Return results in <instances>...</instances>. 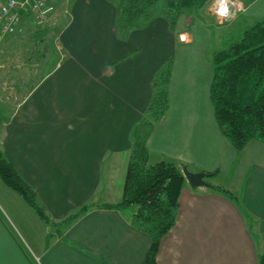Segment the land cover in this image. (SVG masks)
<instances>
[{
    "label": "crops",
    "instance_id": "0c3cea01",
    "mask_svg": "<svg viewBox=\"0 0 264 264\" xmlns=\"http://www.w3.org/2000/svg\"><path fill=\"white\" fill-rule=\"evenodd\" d=\"M116 2L52 0L55 12L67 18L56 35V62L40 63L38 75L27 78L19 76L25 62L0 63L4 157L35 191L51 223L88 209L53 233L51 223L0 186L3 200L28 234L35 225L44 232L38 244L31 238L41 264H142L150 238L130 222L135 207L101 205L121 200L131 131L149 104L153 74L172 57L168 109L146 141L149 161L173 162L182 173L214 174L204 177L205 186L185 179L156 264H258L264 142L249 140L237 152L215 121L208 26L182 15L170 31L157 17L120 40ZM246 8L251 17L264 16V0H250ZM211 185L229 189L237 202ZM4 228L0 220V254L10 242ZM10 249L14 262L27 264L18 247Z\"/></svg>",
    "mask_w": 264,
    "mask_h": 264
},
{
    "label": "trees",
    "instance_id": "16d2710c",
    "mask_svg": "<svg viewBox=\"0 0 264 264\" xmlns=\"http://www.w3.org/2000/svg\"><path fill=\"white\" fill-rule=\"evenodd\" d=\"M207 0H117L114 30L118 39L126 40L133 30L149 25L155 18H163L174 31L180 16L195 12ZM209 98L214 118L222 134L239 152L252 139L264 142V17L244 29L240 38L225 49L211 55ZM173 58L169 57L153 74L152 95L142 119L131 131V147L126 167L121 200L103 204L107 209L135 207L130 222L150 238L149 249L142 264H156L161 238L174 225L178 197L185 178L176 164L170 161L149 163L146 141L168 109V86ZM2 118L0 116V127ZM214 172L205 174L211 177ZM0 179L46 224L49 218L40 205L35 191L19 175L0 149ZM213 190L237 202L227 188L210 186ZM88 207L68 216L59 223H51L56 230L69 225ZM264 264V233L257 255Z\"/></svg>",
    "mask_w": 264,
    "mask_h": 264
},
{
    "label": "rangeland",
    "instance_id": "374dc122",
    "mask_svg": "<svg viewBox=\"0 0 264 264\" xmlns=\"http://www.w3.org/2000/svg\"><path fill=\"white\" fill-rule=\"evenodd\" d=\"M3 1L5 0H0V2ZM249 1L223 0L221 2V0H207L195 12L186 14L187 18L188 16H193L202 20L208 26L211 33V41L206 53L207 56L211 57L215 51L225 49L230 43L238 40L244 29L252 25L256 19L264 17L254 18L250 16L246 8ZM50 2L52 3V0ZM59 13L60 11L55 12L48 21L47 19H42L39 23L37 21L40 19L35 17V15H29L25 20H21L14 34L0 41V63L17 59L25 62L27 65L19 76L26 78L33 76L35 73L38 75L40 63H43V66L45 63L48 66L55 63L58 58L57 54L59 55V52L54 53L57 46L56 35L67 21V18L61 14L59 15ZM34 63L38 64L37 68L33 67ZM0 103L2 104V102ZM149 163L153 164L150 161ZM0 186H4L16 198L19 197L18 194L6 187L1 179ZM20 200L22 199L20 198ZM36 218L39 217L36 215ZM0 220L5 227L6 234L4 237L10 239V242L6 243L2 254H0V264H25L20 261H13V256L15 255L10 248L16 250L17 247L22 252L23 256H21L25 258L27 264H41L39 259L36 258V253L34 252L36 251V245L31 241V238H34L35 243L38 244V240L43 239L41 237H43L44 232L40 235L38 232L40 228L35 225V229H28V234L26 227L17 222V219L13 216L12 209L3 200L1 194ZM40 224L43 226L44 223L41 222ZM48 229H51L53 233L57 231L56 226L52 225H49Z\"/></svg>",
    "mask_w": 264,
    "mask_h": 264
},
{
    "label": "built area",
    "instance_id": "2783aa9c",
    "mask_svg": "<svg viewBox=\"0 0 264 264\" xmlns=\"http://www.w3.org/2000/svg\"><path fill=\"white\" fill-rule=\"evenodd\" d=\"M55 8L50 0H5L0 2V41L14 34L26 14L45 20L54 14ZM48 17V18H46Z\"/></svg>",
    "mask_w": 264,
    "mask_h": 264
},
{
    "label": "water",
    "instance_id": "95a60500",
    "mask_svg": "<svg viewBox=\"0 0 264 264\" xmlns=\"http://www.w3.org/2000/svg\"><path fill=\"white\" fill-rule=\"evenodd\" d=\"M183 176L187 180V182L192 186H205L207 182H205L204 177L205 174L202 172L193 173L186 169L183 170Z\"/></svg>",
    "mask_w": 264,
    "mask_h": 264
},
{
    "label": "clouds",
    "instance_id": "9594fccd",
    "mask_svg": "<svg viewBox=\"0 0 264 264\" xmlns=\"http://www.w3.org/2000/svg\"><path fill=\"white\" fill-rule=\"evenodd\" d=\"M221 2H223V0H221ZM225 11H227L226 9H225ZM186 37L184 36V35H181V40H184Z\"/></svg>",
    "mask_w": 264,
    "mask_h": 264
}]
</instances>
